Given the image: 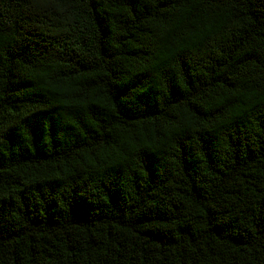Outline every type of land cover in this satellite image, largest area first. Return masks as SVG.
Wrapping results in <instances>:
<instances>
[{"label": "trees", "instance_id": "1", "mask_svg": "<svg viewBox=\"0 0 264 264\" xmlns=\"http://www.w3.org/2000/svg\"><path fill=\"white\" fill-rule=\"evenodd\" d=\"M0 264H264V0H0Z\"/></svg>", "mask_w": 264, "mask_h": 264}]
</instances>
